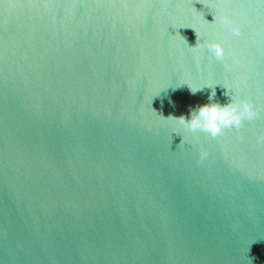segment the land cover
<instances>
[{"label": "water", "instance_id": "95a60500", "mask_svg": "<svg viewBox=\"0 0 264 264\" xmlns=\"http://www.w3.org/2000/svg\"><path fill=\"white\" fill-rule=\"evenodd\" d=\"M261 136L264 0H0V264H264Z\"/></svg>", "mask_w": 264, "mask_h": 264}, {"label": "clouds", "instance_id": "9594fccd", "mask_svg": "<svg viewBox=\"0 0 264 264\" xmlns=\"http://www.w3.org/2000/svg\"><path fill=\"white\" fill-rule=\"evenodd\" d=\"M217 20L221 25L230 26V31L233 36H239L241 34L239 25L229 16H214V20L211 23H215ZM195 34L197 42L194 47H191L193 51H196L201 47H206L217 60H223L225 56V48L220 42H207L205 45H201L199 42V33L195 32ZM184 40L187 43L186 38H184ZM199 90L201 89L190 87L192 94H196ZM224 95L230 97V102L223 106L214 101L215 89H213L209 96V103L197 106L194 109L190 108L188 116L181 115L180 117H174L170 115L166 119L176 120L180 125H183L192 132L200 130L210 135V137L216 138L221 135L225 129L235 128L236 130H239L243 127L245 120L252 121L257 118L258 112L249 99L235 98L230 95L228 90ZM258 139L264 141V136H261ZM208 155V151L201 147L199 152L200 162H203Z\"/></svg>", "mask_w": 264, "mask_h": 264}]
</instances>
